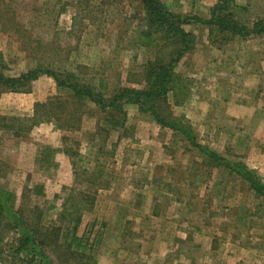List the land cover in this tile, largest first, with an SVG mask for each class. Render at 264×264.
<instances>
[{"label":"rangeland","instance_id":"374dc122","mask_svg":"<svg viewBox=\"0 0 264 264\" xmlns=\"http://www.w3.org/2000/svg\"><path fill=\"white\" fill-rule=\"evenodd\" d=\"M159 1L203 20L214 12L250 26L264 16V0ZM144 12L141 0H0V71L13 77L39 65L63 78V69L70 82L104 100L123 87L140 89L145 64L166 61L180 43L159 33L154 37L164 47L142 40ZM183 29L192 46L175 64L178 97L167 93L173 115L188 122L196 143L243 164L264 184V33H208L194 18ZM29 88L0 89V187L14 193L15 206H39L50 225L68 188L93 197L75 245L95 264H264V194H255L249 181L202 165L187 139L134 104L123 107L124 127L107 137L96 131L101 113L90 102L86 110L93 114L82 117L77 131L42 122L13 132L3 125L12 117L23 119L17 126L24 123L36 102L62 119L77 105L47 74ZM109 114L122 122L121 114ZM54 144L75 154L53 164L44 147Z\"/></svg>","mask_w":264,"mask_h":264},{"label":"trees","instance_id":"16d2710c","mask_svg":"<svg viewBox=\"0 0 264 264\" xmlns=\"http://www.w3.org/2000/svg\"><path fill=\"white\" fill-rule=\"evenodd\" d=\"M141 1L144 6L143 20L146 26L140 34L142 40L155 42L157 40L154 37L156 33L164 36L176 35L180 39L179 46L175 48L172 54L168 53L166 61H148L145 64L143 72L145 85L142 88L123 87L112 93L107 100H104L100 93H95L91 88L80 85L78 80L70 82L72 75L64 72L63 69V78H60L58 72L52 68H42L39 65L13 77L5 76L0 71L1 92H29L30 82L38 75L47 74L55 80L59 87L67 88L69 91L67 94H70L71 99L77 103L75 105L72 102L71 109L64 112V119H62L57 113L46 108V103L36 102L32 116L28 119L25 118L24 123L17 126L15 122H23V119L19 120L12 117L9 120L13 121L8 124L5 123L3 126L12 129L13 132L26 133L42 122H52L57 129L77 131L80 129L82 117L85 114H93L92 109L86 110V106L90 102L101 113V118L96 121V131L98 129L105 130L107 137L111 130L124 127L125 112L123 107L127 104H134L140 112L149 114L158 125L177 131L187 139L189 145L195 147L202 156L200 160L202 165L224 168L228 173L235 172L250 182L249 186L255 194L263 195L264 184L256 181L253 173L246 170L243 164L228 163V160H225L215 151L204 148L195 142V136L188 122L173 115L171 106L167 101V93L171 92L174 97L180 93V85L177 83L180 78L176 77L174 68L181 56L192 46V34L183 29V25L190 23V18L207 24L208 33L217 29L219 32L229 33L231 36L248 37L253 34L261 35L264 33V16L256 19L248 26L224 16H217L214 12L208 19L203 20L198 16L176 14L161 4L159 0ZM150 37L154 38L150 39ZM156 45L164 47L165 44L157 40ZM184 96L185 94H182L181 100L184 99ZM60 107L63 108V105L61 104ZM110 111L121 114L122 122L112 118L109 114ZM5 118L1 116L2 120ZM102 121L106 123L108 128L102 126ZM44 149L51 151L52 157L56 152V149L49 146H45ZM62 150L69 157L75 154L68 147L62 148ZM51 163L53 162L51 161ZM71 164L74 167V163L71 162ZM91 176L92 174L88 178L92 181ZM94 181L96 180L94 179ZM93 200V197H89L84 191L74 187L68 188L62 197L57 223L44 225L45 212L39 206H15L14 193L1 186L0 263L95 264V258L90 253L83 250L78 251L75 245V243L80 244L82 242L83 237L75 234L76 229L82 214L92 208ZM49 208L54 207L50 206Z\"/></svg>","mask_w":264,"mask_h":264},{"label":"crops","instance_id":"0c3cea01","mask_svg":"<svg viewBox=\"0 0 264 264\" xmlns=\"http://www.w3.org/2000/svg\"><path fill=\"white\" fill-rule=\"evenodd\" d=\"M50 147L53 148V149H56V152L54 153V155L52 157L53 164L54 163L56 164L60 160H64V159H68V158L70 159V157L68 155L63 153L62 148H65L64 145L58 146V145L54 144V145H52Z\"/></svg>","mask_w":264,"mask_h":264}]
</instances>
